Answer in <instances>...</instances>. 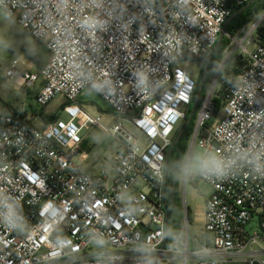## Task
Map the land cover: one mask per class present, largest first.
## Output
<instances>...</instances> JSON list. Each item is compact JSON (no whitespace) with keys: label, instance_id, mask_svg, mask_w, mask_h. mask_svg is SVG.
Listing matches in <instances>:
<instances>
[{"label":"built area","instance_id":"obj_1","mask_svg":"<svg viewBox=\"0 0 264 264\" xmlns=\"http://www.w3.org/2000/svg\"><path fill=\"white\" fill-rule=\"evenodd\" d=\"M249 1L0 0L49 54L38 72L11 59L4 77L24 91L41 78L40 107L65 101L64 117L41 127L23 112L0 116V264H264V33L233 79L218 64L194 120L188 151L197 144L220 162L190 176L211 188L202 241L190 238L181 203L184 237L167 243L164 207L165 157L195 88L181 62L204 64L234 7ZM262 20L239 30L245 45ZM217 83L221 117L205 129ZM86 89L109 105L110 125L82 107ZM92 128L119 145L113 176L81 166Z\"/></svg>","mask_w":264,"mask_h":264},{"label":"rangeland","instance_id":"obj_2","mask_svg":"<svg viewBox=\"0 0 264 264\" xmlns=\"http://www.w3.org/2000/svg\"><path fill=\"white\" fill-rule=\"evenodd\" d=\"M249 1L248 3H251ZM251 6V5H249ZM248 6V7H249ZM264 13V10L259 12L256 17L253 18L252 21L243 26L244 32L248 31L253 22L259 19ZM260 26L264 27V20L261 21ZM241 28V29H242ZM240 29V30H241ZM227 40L226 51L221 53L220 62H224V67L221 71V76L224 75V71L230 70L233 68L234 64L240 63L239 66L244 67L247 64V53L250 52L255 45L256 34L252 33V42L249 45H245V38H243V33L237 31L234 35H230L227 38L223 35ZM40 43L34 41L20 26L16 24V22L6 16L2 11H0V113H7L9 111L7 106L11 104L14 105L15 108L19 107V103L21 100L22 92L15 94L11 90V82L8 78L4 77L3 71L5 68L9 66L11 59H17L20 68H26L30 70L37 69V61L32 56L31 52L35 48L39 47ZM245 48V51L243 48ZM181 65L186 70L187 74L194 81L197 80L201 73V69L203 67V63L201 61L196 60H185L181 62ZM228 73V74H229ZM220 88V83L216 84L215 91H218ZM202 90V87H201ZM12 93V94H11ZM213 95V100H214ZM200 97V95H199ZM16 98L18 100H16ZM82 107L91 114H100L102 116V124L104 126L110 125L113 117L112 110L107 103L102 101L100 97L95 94L93 91L86 89L82 95L78 98ZM199 101V99H198ZM201 101V100H200ZM216 102V103H215ZM65 103L63 99H53L47 105L40 107L35 99L32 100L31 105L34 109L42 110L43 114L47 117H53L58 112L60 113V109L62 105ZM214 103L218 110L216 111L215 118L212 119L211 124L206 129H209L212 124L221 117V101L218 99L214 100ZM195 114V110L193 116ZM197 115V112H196ZM59 117H62V114H59ZM196 119V117H195ZM34 125L37 127L41 126V123L34 119ZM125 126L128 130L139 137V135L131 128V126L125 123ZM180 128V124L178 126ZM83 136V150L87 152L88 159L81 163V166L88 170L91 174H96L101 170H105L113 176V172L111 169L112 166V156L116 149L118 148V143L112 137L107 135L104 131L99 128H92L89 130H84L82 132ZM141 141V140H140ZM189 150V144L187 146L183 161L181 172L184 170V165L186 161V157L188 156V165L192 160L194 155H200L204 158H213V152L205 153L203 148H200L197 144L193 145L191 150ZM198 171L187 170V177L184 187L182 188V182L180 180L179 184V197L180 203H184L186 209L188 211V230L189 236L195 237L198 241H202L204 237V229H203V218H204V202L205 198L211 193V188L209 185L200 179L191 178L192 173H197ZM142 191L147 192V188H142ZM182 209V219L183 214L186 212V209ZM185 211V212H184ZM186 214V213H185ZM183 226L180 225L179 230ZM184 228V227H183ZM184 230V229H183ZM179 232V231H178ZM178 237L183 239L184 231H181V234H177Z\"/></svg>","mask_w":264,"mask_h":264},{"label":"trees","instance_id":"obj_3","mask_svg":"<svg viewBox=\"0 0 264 264\" xmlns=\"http://www.w3.org/2000/svg\"><path fill=\"white\" fill-rule=\"evenodd\" d=\"M251 6L245 8L242 12H240L237 16L231 19V21L228 23L225 29V33H228L229 35H234L237 31H239L243 26H245L247 23L253 20L254 17L257 16L259 12L264 10V0H254L250 3ZM241 6H236L233 9V12H236L238 9H240ZM264 33V27L260 26L256 29V40H259ZM228 43V40L222 35L220 38V41L213 51V53L210 56L209 62L207 64L206 74L203 77L202 82V90L200 92L199 101L195 108V114L192 116L191 121L187 124L183 132L178 137L177 141L171 148L168 156H167V166H166V173H165V193H164V207L167 213L166 218V242H170L174 236L178 233L181 220H182V209H181V203H180V197H179V184L181 180V167H182V161L189 143L190 136L193 131L194 126V120L196 117V112L198 110L200 100L203 98L210 82L213 73L215 72L216 68L218 67V64L221 60V53L226 48ZM240 63L234 64L233 68L230 70V73L228 70L224 71V75L222 76L223 79H233L242 69L243 67L239 66ZM204 65V64H203ZM202 70L195 81V88L193 92V96L196 93V90L198 88L199 82L202 77ZM229 73V74H228ZM214 100L217 101L220 99L221 101V91L220 89L218 91L214 90L213 93ZM216 103V102H215ZM191 106V105H190ZM189 108L187 109L185 116L183 120L180 123V127L184 124V122L187 119ZM47 121H44L46 123ZM212 122V119L207 120L203 128L208 127ZM179 127H177L175 131L174 138L177 134ZM206 129V128H205ZM201 137V135H200Z\"/></svg>","mask_w":264,"mask_h":264},{"label":"crops","instance_id":"obj_4","mask_svg":"<svg viewBox=\"0 0 264 264\" xmlns=\"http://www.w3.org/2000/svg\"><path fill=\"white\" fill-rule=\"evenodd\" d=\"M38 46L39 47L35 48L31 52L32 56L37 61V69L36 70H30V69H26V68H20V66L18 65L19 69L30 71V72H38L43 67V65L47 62V60L49 58V54L42 44H39ZM10 82H11V90L13 92H15V94H18L19 92H22L23 94L21 95L19 107L15 108L14 105L11 104L10 106H7L9 109V111L7 113H9V112H23V114L28 119V122L30 124L34 125L33 121H34V119H37L41 123V126L45 124L44 121H47V122L51 121L55 117H59V114H62V113L57 112L55 114V116L47 117L43 114L41 108L40 109L32 108L31 102L34 99L35 94L38 92V90L40 89V87L42 86V83H43L41 78H39L35 82L33 87H31L30 89L25 90V91L22 89L16 88L17 86L16 87L14 86L16 84L13 81H10ZM16 100H18V99L16 98ZM7 113H3V114L0 113V116L7 114ZM63 117H64V115L62 114V117H59V118H63ZM83 145H84V143H82V148H83Z\"/></svg>","mask_w":264,"mask_h":264},{"label":"water","instance_id":"obj_5","mask_svg":"<svg viewBox=\"0 0 264 264\" xmlns=\"http://www.w3.org/2000/svg\"><path fill=\"white\" fill-rule=\"evenodd\" d=\"M254 1V0H252ZM250 5V3H247L243 6H241L240 9H238L236 12H234L232 15H230L224 22L222 28H221V33L219 34L218 38H217V41L215 43V45L213 46V48L207 53L206 55V59H205V62H204V65H203V70H202V77H201V80L199 82V85H198V88L196 90V93L194 94L193 96V99H192V103H191V106H190V109H189V112H188V116H187V119L186 121L184 122V124L178 129L177 131V134L174 138V142H173V145L175 144V142L177 141L178 137L180 136V134L183 132V130L185 129V127L187 126V124L191 121L192 119V116H193V113H194V110L196 108V105L198 103V99H199V95H200V92H201V87H202V82H203V77L205 76L206 74V69H207V64L209 62V59H210V56H211V53L215 50V48L217 47L219 41H220V38L222 36V34L224 33L225 29H226V26L228 25V23L231 21L232 18H234L235 16H237L240 12H242L245 8H247L248 6ZM172 145V147H173ZM171 147V148H172ZM169 152L167 153L166 157H165V161H164V167H165V173H166V166H167V156H168Z\"/></svg>","mask_w":264,"mask_h":264},{"label":"clouds","instance_id":"obj_6","mask_svg":"<svg viewBox=\"0 0 264 264\" xmlns=\"http://www.w3.org/2000/svg\"><path fill=\"white\" fill-rule=\"evenodd\" d=\"M188 169L199 172L219 171L220 162L211 157L204 158L200 155H194L188 165Z\"/></svg>","mask_w":264,"mask_h":264},{"label":"flooded vegetation","instance_id":"obj_7","mask_svg":"<svg viewBox=\"0 0 264 264\" xmlns=\"http://www.w3.org/2000/svg\"><path fill=\"white\" fill-rule=\"evenodd\" d=\"M212 53H213V52H212ZM212 53H211V54H212Z\"/></svg>","mask_w":264,"mask_h":264}]
</instances>
